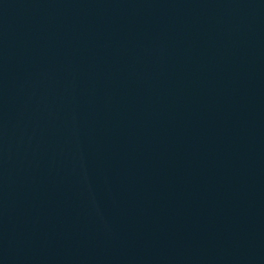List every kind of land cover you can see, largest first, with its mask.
I'll use <instances>...</instances> for the list:
<instances>
[{
  "label": "water",
  "instance_id": "95a60500",
  "mask_svg": "<svg viewBox=\"0 0 264 264\" xmlns=\"http://www.w3.org/2000/svg\"><path fill=\"white\" fill-rule=\"evenodd\" d=\"M262 103L264 0H0V228Z\"/></svg>",
  "mask_w": 264,
  "mask_h": 264
}]
</instances>
